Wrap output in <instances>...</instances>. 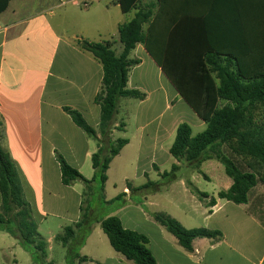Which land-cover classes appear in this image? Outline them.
<instances>
[{"label":"crops","instance_id":"0c3cea01","mask_svg":"<svg viewBox=\"0 0 264 264\" xmlns=\"http://www.w3.org/2000/svg\"><path fill=\"white\" fill-rule=\"evenodd\" d=\"M204 1L162 0L171 6L167 19L174 13L173 6H186L185 14L180 17L184 25L180 26L179 35L173 33V36L180 39L181 47L192 44L188 39L196 33L208 36L217 48H234L237 45L234 28H228L225 33L212 24L208 27L209 33L198 28L210 16ZM160 3V0H139L136 8L124 12L119 0H0L1 141L16 166L38 232H42L40 235L47 242L45 263L56 264L55 243L59 242L66 250L65 264L69 249L88 258L86 262L76 260L74 264H135L107 246L109 240L100 222L115 216L125 229L147 237L148 247L158 264H264V185L252 191L251 196L257 193L256 197L250 196V202L245 205L218 198L220 192L230 189L233 180L216 159L203 161L199 168L212 185L211 191L200 190L194 176L187 181L180 177L175 181L171 177L163 178V164L169 162L181 167L183 163L173 160L170 148L179 125L187 122L180 114L167 116L169 105L172 103L182 112L192 113L194 123L201 128L206 124L180 96L143 44H138L131 53V58L135 54L141 63L130 70L128 89L138 90L146 97L142 101L120 99L112 133L100 145L109 147L119 139L128 141L112 159L104 185L107 202L118 196H123V201L101 213L90 207L91 231L85 234L75 230L76 238L67 246L57 240L67 227L74 228L81 219L85 189L81 182L71 186L62 184L58 156L91 180L95 175L92 157L99 149L97 139L77 127L64 108L81 113L95 129L97 138H102L101 108L95 98L102 87L103 66L81 48L80 42H110L120 55L123 45L119 41V28L133 20L139 10L150 8L156 13ZM221 18L230 19V16L215 15V19ZM192 22L201 23L192 26ZM244 33L247 38L262 37L263 30L248 26ZM244 46L252 47L250 42ZM147 63L156 69L157 87H147L143 71L139 72L137 82L132 81L134 73ZM151 170L169 179L165 193L163 186L136 190L152 182ZM178 184L182 190L179 196L167 200L163 194L174 191ZM110 186L114 188V195L108 196ZM98 188L99 183L92 185L93 190ZM195 190L209 197L200 199ZM212 198L216 203L210 206ZM1 206L0 193V209ZM98 206L105 208L110 204L100 200ZM157 213L171 216L186 229L195 228L190 226L195 224L197 228L220 231L222 237L196 239L189 251L156 222ZM0 264L37 263L18 239L0 231Z\"/></svg>","mask_w":264,"mask_h":264},{"label":"trees","instance_id":"16d2710c","mask_svg":"<svg viewBox=\"0 0 264 264\" xmlns=\"http://www.w3.org/2000/svg\"><path fill=\"white\" fill-rule=\"evenodd\" d=\"M138 1L128 0V3H125L119 0L124 12L136 8ZM160 2L156 13L150 8L139 10L133 20L119 28V41L123 45L120 55L116 54L110 42L94 43L86 40L80 42L81 48L90 52L103 66L102 87L95 98V103L101 108L102 138H97L95 129L87 123L81 113L68 107L64 108L77 127L97 139L99 149L92 157L95 175L91 180H87L78 170L58 156L62 184L71 186L81 182L85 188L92 189L94 183H99L101 201L110 205L123 201V196H118L107 202L104 198V185L108 179L107 171L112 159L120 153L128 141L119 139L109 147L100 145L112 133L120 99L134 98L142 101L146 97L138 90L128 89L129 72L141 63L139 59L131 58V53L138 44H143L180 96L206 124V129L196 136L193 135V129L188 123L180 124L170 148L171 156L197 171L203 161L218 160L224 166L226 175L233 180L230 189L227 192H220L218 198L236 205L248 204L252 191L258 185H264V176L259 177V170L264 169V120L259 115L260 112H264V0L204 1L206 4L204 7H208L210 16H207L206 21L202 20V27L198 28L204 33H209L207 30L211 24L218 26L219 32L224 33L228 28H234L237 32L235 36L237 47L230 50L217 48L208 36L196 33L188 39L192 44L181 47L180 39L174 37L173 33L179 35L180 26L184 25L180 17L185 14L183 12L186 6H173L174 13L167 19L171 6L164 4L162 0ZM216 14L230 16V19L217 20ZM201 22H192L190 25L200 26L198 24ZM248 26L261 27L262 37L260 35L245 37L244 29ZM222 40L221 38L220 41ZM245 42H250L252 47H243ZM221 102H226L227 105L220 108ZM2 128L3 123L0 119L2 196L0 231L18 239L37 264H45L47 242L38 232L16 166L10 154L2 146ZM223 145H227L235 156L251 161L247 164L250 170L244 169L236 159L221 151L216 153V150ZM179 169V165H173L172 171L165 172L163 178L171 177L172 181H175L177 176L174 172ZM128 187L132 189L130 185ZM151 187L155 188V184L148 182L136 190ZM195 192L200 199L209 197L207 193L198 190ZM215 203V198H212L208 205L213 206ZM81 212V219L74 228L67 227L64 235L57 237L64 246L75 240L76 231H84L85 234L91 231L90 204L88 203L87 208L81 207ZM154 219L189 251H192L196 239L217 240L222 237L220 231L206 228L186 229L165 213L155 214ZM100 223L112 248L128 261L135 264H158L148 247L146 236L125 229L121 220L115 216L103 219ZM76 260L86 262L88 258L80 257L78 251L69 249L67 264H74Z\"/></svg>","mask_w":264,"mask_h":264},{"label":"rangeland","instance_id":"374dc122","mask_svg":"<svg viewBox=\"0 0 264 264\" xmlns=\"http://www.w3.org/2000/svg\"><path fill=\"white\" fill-rule=\"evenodd\" d=\"M145 28L147 29V26ZM137 54L140 55L139 53H137ZM132 56L135 58V54ZM154 70H155V73H154ZM140 71L144 72V75H145L144 77L146 78L144 80H145V84L147 85V87H149V88L157 87L156 85H158L159 83H158V81H156L157 80L156 69L154 67H150L148 65V63H147V65H144L143 68H141L138 72L134 73L135 75H134V79H132V81L137 82V80H139V76H140L139 72ZM226 105H227L226 102H221L220 108L224 107ZM162 109H163V106H162L161 110ZM166 114H167V116H170V115L179 116V114L182 115L186 119V121H187L186 123H188L192 127L194 136L203 132L206 129V126L201 128L200 126H198L197 124L194 123L193 119L195 117L193 116L192 113L182 112L178 107H176L172 103L169 105V108L166 111ZM259 115H260L261 119L264 120V112H260ZM62 126L65 127L66 125L62 124ZM218 151H221L223 154H225V155H227L233 159H236L239 162V164L242 165V167L244 169L248 168V170H250L249 167H247L248 166L247 164L251 163V161H247L246 159H244L242 157L235 156L234 154H232V151L230 150V148L227 145H223L221 148H218L216 150V153ZM173 160H175V159L173 158ZM180 165H181L180 169L177 172H174V174L177 177H180L181 179L187 181L188 179H191L194 176V183L200 190H202V191H211L212 190V185L209 184L207 182V180L202 176L203 174L200 173L201 171H195L194 169H192V167H190L186 163H181ZM172 166H173V164H171L169 162L166 164H163L162 165V173H164V172L170 173L172 171ZM259 172H260L259 177L264 176V169L259 170ZM150 175H151V181H152V183L155 184V186H157V187L163 186L162 189L167 187L166 183L169 179H167V178L163 179V178L159 177L157 175V172L154 170H151ZM260 185H263V184H260ZM61 188H65V187H61ZM110 188L111 189L110 190L108 189V192H107L108 196L114 195V188L112 186H110ZM175 188L176 189L174 191L167 193L166 195L163 194V196H167V200L174 199L175 196H179V193L182 191L180 184H178ZM165 192H166V190L164 189V193ZM70 194H72V193H70ZM256 194L257 193L252 194L251 197L255 198ZM70 196L72 199L73 195H70ZM100 200H101V192L99 191V189L92 190V189L86 187L84 189V194L82 196V208H87L88 203H89L90 207L96 208L95 209L96 213H98V212L101 213V212L107 211L108 209H110L113 206V204H112L109 207H105V208L100 207V206H98L100 203ZM161 201H162V199H160V202ZM118 203L119 202L117 201V203H115V204H118ZM71 204H72V200H71ZM161 204H167V203L162 202ZM190 226L195 227L193 229H198L195 224H190ZM40 234L43 235L42 232H40ZM107 244H108L107 245L108 248L111 249V245L109 244L108 241H107ZM54 255H55L54 259L56 260V264H65L64 259H65V255H66V250L63 249L62 245L59 242L55 243ZM26 256L29 260H31L30 255L26 254ZM45 264H50V263H45Z\"/></svg>","mask_w":264,"mask_h":264}]
</instances>
